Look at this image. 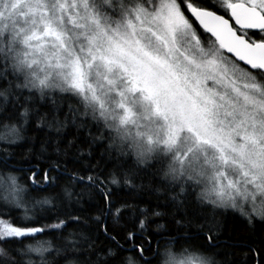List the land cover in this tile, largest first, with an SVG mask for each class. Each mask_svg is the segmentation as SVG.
Returning <instances> with one entry per match:
<instances>
[{"label": "snow or ice", "instance_id": "6c2138e0", "mask_svg": "<svg viewBox=\"0 0 264 264\" xmlns=\"http://www.w3.org/2000/svg\"><path fill=\"white\" fill-rule=\"evenodd\" d=\"M228 214L264 223V0H0V264H264Z\"/></svg>", "mask_w": 264, "mask_h": 264}, {"label": "trees", "instance_id": "16d2710c", "mask_svg": "<svg viewBox=\"0 0 264 264\" xmlns=\"http://www.w3.org/2000/svg\"><path fill=\"white\" fill-rule=\"evenodd\" d=\"M224 231L221 235V239H231L233 242L237 241H250L253 237H260L264 235V223L259 221L255 222L254 227L249 229L244 221L238 217H234L228 214L224 218ZM236 256L234 257L237 261L243 259V252L246 251L243 247L234 249Z\"/></svg>", "mask_w": 264, "mask_h": 264}]
</instances>
